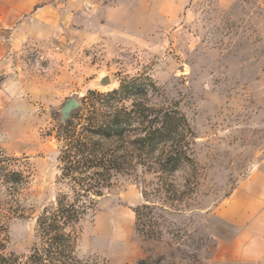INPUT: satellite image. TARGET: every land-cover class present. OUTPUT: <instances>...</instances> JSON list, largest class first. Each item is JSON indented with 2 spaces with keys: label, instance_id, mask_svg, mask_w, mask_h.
I'll list each match as a JSON object with an SVG mask.
<instances>
[{
  "label": "rangeland",
  "instance_id": "obj_1",
  "mask_svg": "<svg viewBox=\"0 0 264 264\" xmlns=\"http://www.w3.org/2000/svg\"><path fill=\"white\" fill-rule=\"evenodd\" d=\"M37 2L34 28L0 35V166L32 182L27 218L10 223L8 253L30 255L37 217L66 192L60 124L68 101L152 83L187 117L203 172L180 211L164 214V242L175 248L158 245L168 257L160 264H264L255 241L264 233V0ZM12 108L27 118L9 121ZM153 179L138 168L113 180L82 227V260L136 264L152 255L135 209Z\"/></svg>",
  "mask_w": 264,
  "mask_h": 264
},
{
  "label": "trees",
  "instance_id": "obj_2",
  "mask_svg": "<svg viewBox=\"0 0 264 264\" xmlns=\"http://www.w3.org/2000/svg\"><path fill=\"white\" fill-rule=\"evenodd\" d=\"M60 140L59 184L66 192L37 217L38 244L24 258L8 253L10 223L28 216L23 203L31 178L0 166V264H109L79 257L82 227L96 214L98 200L117 187L113 180L138 168L154 179L135 209L136 231L152 255L136 264L166 260L155 252L163 243L175 248L174 240L164 242V214L179 212L183 198L196 191L198 184L191 182L203 177L195 132L178 106L169 103L166 89L134 83L104 94L91 91L72 118L60 124Z\"/></svg>",
  "mask_w": 264,
  "mask_h": 264
},
{
  "label": "crops",
  "instance_id": "obj_3",
  "mask_svg": "<svg viewBox=\"0 0 264 264\" xmlns=\"http://www.w3.org/2000/svg\"><path fill=\"white\" fill-rule=\"evenodd\" d=\"M37 4V0H0V35L5 30H12L13 35L17 36L34 28L38 17L35 13ZM260 188L261 194H264V185ZM255 241L262 245L264 251V233L256 236Z\"/></svg>",
  "mask_w": 264,
  "mask_h": 264
},
{
  "label": "water",
  "instance_id": "obj_4",
  "mask_svg": "<svg viewBox=\"0 0 264 264\" xmlns=\"http://www.w3.org/2000/svg\"><path fill=\"white\" fill-rule=\"evenodd\" d=\"M81 108V103L76 99H71L63 108V117L61 120V125L65 124L68 120L72 118V115L76 113Z\"/></svg>",
  "mask_w": 264,
  "mask_h": 264
},
{
  "label": "clouds",
  "instance_id": "obj_5",
  "mask_svg": "<svg viewBox=\"0 0 264 264\" xmlns=\"http://www.w3.org/2000/svg\"><path fill=\"white\" fill-rule=\"evenodd\" d=\"M5 118L9 121H22L26 119V115L22 112V110L18 108H12L9 112L5 114Z\"/></svg>",
  "mask_w": 264,
  "mask_h": 264
}]
</instances>
